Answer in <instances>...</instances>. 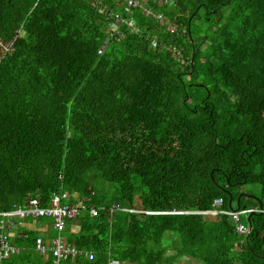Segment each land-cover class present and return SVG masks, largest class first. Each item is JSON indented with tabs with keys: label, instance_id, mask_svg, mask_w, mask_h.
Instances as JSON below:
<instances>
[{
	"label": "trees",
	"instance_id": "trees-1",
	"mask_svg": "<svg viewBox=\"0 0 264 264\" xmlns=\"http://www.w3.org/2000/svg\"><path fill=\"white\" fill-rule=\"evenodd\" d=\"M134 1L0 0V212L90 203L84 264H264V0Z\"/></svg>",
	"mask_w": 264,
	"mask_h": 264
},
{
	"label": "built area",
	"instance_id": "built-area-1",
	"mask_svg": "<svg viewBox=\"0 0 264 264\" xmlns=\"http://www.w3.org/2000/svg\"><path fill=\"white\" fill-rule=\"evenodd\" d=\"M126 5H127L126 7L128 8L129 6L131 7L133 5H136V2L134 0H126ZM127 22L131 24L130 20H128ZM65 196L66 195L64 193L60 195L56 193H52L49 198L48 205L38 206L36 200H30L25 208L22 209L16 208L10 211H3L0 212V215L17 216V217L19 216L38 217L41 215H49L53 217V226L57 229V232H61L64 226V219L70 218L74 214V209L71 206L65 203L64 204L60 203V200L63 199ZM220 203H221L220 199H214L212 205L218 206ZM79 207L87 208L88 213L92 216L97 213L96 209L93 206H91V204L88 206L82 205ZM116 207L118 206L113 204V207H110L109 209H113V208L115 209ZM120 209L138 212L137 210L130 209L128 207H121ZM213 211L228 214L232 218V220L237 221L238 215L242 211H246V210L214 209ZM236 229H238L241 232H244L246 230V228L239 222H236L235 224V230ZM8 235H11L10 232L8 233ZM34 246L37 251L42 253V246L40 244L39 238H36ZM15 248L16 247L14 245L9 243L6 235L0 236V258L2 256H5L6 254L15 252L14 251ZM51 252L54 256V259L51 261V264H60L62 262V259L66 258L67 255L73 256L76 253L73 247L69 246V244H67L66 242L60 241L59 239L56 240L55 245L51 250ZM83 257L84 259H90L92 258V254L89 252L87 254H83ZM79 264H82V262H80ZM108 264H117V262L112 260L108 262Z\"/></svg>",
	"mask_w": 264,
	"mask_h": 264
},
{
	"label": "crops",
	"instance_id": "crops-1",
	"mask_svg": "<svg viewBox=\"0 0 264 264\" xmlns=\"http://www.w3.org/2000/svg\"><path fill=\"white\" fill-rule=\"evenodd\" d=\"M74 196H76V195H74ZM60 203L61 204L65 203L67 205L71 204L69 206H71L74 209L73 216L70 218L64 219L63 230L65 229L66 224H67V225H69L68 230L76 231L77 226L72 223V220L74 219L75 216L78 215L79 208H81L79 206H82V205L85 206V205L90 204V203H87V204L81 203L80 201L77 200V198L74 202H68L67 200L64 201V199H61ZM237 208H238V206H237ZM234 210H242V209H234ZM243 212L244 211H242V213ZM242 213H240V214H242ZM245 218L248 219V215ZM21 219L14 220V222H12L10 224L11 226L15 227L21 223L18 228L10 231V234L12 236V238L10 240L14 241V238L18 237V235L14 234V233L20 234V233H23L25 230H31V231L35 232L37 235L35 236V239H34V245H35L36 238H39L40 244L42 246V253L37 251L35 249L34 245H33V248H31L33 257L38 259L37 264H51V261L54 259V256H53L51 250L53 249L57 239H59L62 242H66L67 244H69L66 241V237H65V234L63 233V230L61 232H57V229L53 226V217L52 216H49V215H41L38 217L22 216ZM237 222L241 223L244 227L247 228L246 225H244L242 222H240L239 215H238ZM50 231H53V234L49 236ZM247 232H248V228L243 233L246 234ZM14 246L16 247L14 249L15 252L18 251L19 249H23V246H20V247H18L16 245H14ZM69 246L73 247L74 250L76 251V253L73 256L67 255L66 258L62 259V262L60 264H79L80 262H82V264H84L83 254H87L89 252L92 254V252L89 250L87 251L83 248H78V247H75L71 244H69ZM7 255H9V254H6L5 256H7ZM26 264H33V263L27 262Z\"/></svg>",
	"mask_w": 264,
	"mask_h": 264
},
{
	"label": "rangeland",
	"instance_id": "rangeland-1",
	"mask_svg": "<svg viewBox=\"0 0 264 264\" xmlns=\"http://www.w3.org/2000/svg\"><path fill=\"white\" fill-rule=\"evenodd\" d=\"M202 18H200V19H196L195 21H191V29H192V23H200V24H202L203 26H205L208 22H209V20L207 21V20H201ZM19 34H22L21 32L19 33ZM106 40V38L104 39V41ZM204 43H207V40H205V42ZM193 53H191V55H192ZM191 61V60H190ZM239 189H247V185H243V186H241V188L239 187ZM257 188L256 187H254V190H256ZM65 194V193H64ZM66 195V194H65ZM124 207H126V206H124ZM206 212H212V210H208V211H206ZM231 220H232V218H230ZM236 232H239V233H243V232H241V231H239L238 229H236ZM53 234V231H50L49 232V236L50 235H52ZM172 253V251H169V250H167V252H166V254L168 255V254H171ZM128 264V263H127ZM169 264H199V262H197V259H194V258H192V257H187V256H179V257H176L175 259H173Z\"/></svg>",
	"mask_w": 264,
	"mask_h": 264
},
{
	"label": "clouds",
	"instance_id": "clouds-1",
	"mask_svg": "<svg viewBox=\"0 0 264 264\" xmlns=\"http://www.w3.org/2000/svg\"><path fill=\"white\" fill-rule=\"evenodd\" d=\"M215 199H219V198H215ZM221 201V200H220ZM213 202V201H212ZM220 205V204H219ZM212 207H213V209H212V212H217V211H213L214 209H221L220 207H218V206H213L212 205ZM224 210H232V209H224ZM243 210H245V209H243ZM248 210V214H250L251 212H254V209H250V208H248L247 209ZM246 210V211H247ZM208 211V210H207ZM212 212H210V213H212ZM228 215V214H227ZM234 222H235V224H236V222L237 221H235V220H233ZM21 224V223H20ZM246 228V227H245ZM247 229V228H246ZM246 231V230H245ZM25 232V231H24ZM14 234H17V235H19L18 233H14ZM21 234V233H20ZM12 237V236H11ZM11 239V238H10ZM112 260H114V261H116L117 262V264H127L126 262H121V261H117V260H115V259H111V260H107V262L105 263V264H108V262H110V261H112Z\"/></svg>",
	"mask_w": 264,
	"mask_h": 264
},
{
	"label": "water",
	"instance_id": "water-1",
	"mask_svg": "<svg viewBox=\"0 0 264 264\" xmlns=\"http://www.w3.org/2000/svg\"><path fill=\"white\" fill-rule=\"evenodd\" d=\"M212 12H214V10H212ZM193 55V54H192ZM192 55H191V58H192ZM252 213V212H251Z\"/></svg>",
	"mask_w": 264,
	"mask_h": 264
}]
</instances>
